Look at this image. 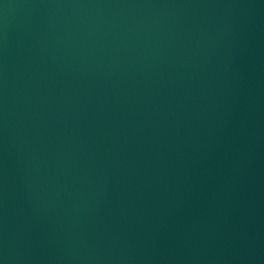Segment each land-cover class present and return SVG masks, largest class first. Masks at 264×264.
<instances>
[{
	"label": "water",
	"instance_id": "obj_1",
	"mask_svg": "<svg viewBox=\"0 0 264 264\" xmlns=\"http://www.w3.org/2000/svg\"><path fill=\"white\" fill-rule=\"evenodd\" d=\"M0 264H264V0H0Z\"/></svg>",
	"mask_w": 264,
	"mask_h": 264
}]
</instances>
